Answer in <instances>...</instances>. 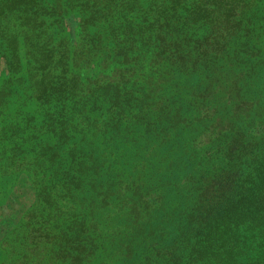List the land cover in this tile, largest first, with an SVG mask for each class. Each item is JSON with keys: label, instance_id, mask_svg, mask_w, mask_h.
Returning <instances> with one entry per match:
<instances>
[{"label": "rangeland", "instance_id": "rangeland-1", "mask_svg": "<svg viewBox=\"0 0 264 264\" xmlns=\"http://www.w3.org/2000/svg\"><path fill=\"white\" fill-rule=\"evenodd\" d=\"M58 1L46 0L40 8L30 0H0V264H55L47 252L50 246L66 245L82 226L83 218L63 203L42 202V188L37 185L41 174L29 163L39 140L48 136L44 129L51 120L78 127L84 125L83 119L96 120L81 135L95 136L99 142L107 138L122 151L125 128L128 139L137 140L148 134L158 111L182 113L187 123L175 138L171 135L168 146L152 142L150 153H142L129 168V162L123 165L118 155V159L111 156V144L100 142L101 167L89 172L121 173L112 163L117 161L125 173H147V178L161 183L171 201L177 199L176 186L183 187L190 176L198 179L221 165L218 152L224 140L217 141L213 109L234 126L251 125L253 136L264 147V0H220L210 5L213 16L204 25L195 24L194 17L187 20L183 2L169 22L176 32L197 41L183 69L165 53L157 58L162 60L154 59L146 43L126 58L125 50L117 49L103 57L92 49L96 43V39L91 42L92 32L97 29L83 33L77 22L83 15L71 9L75 6L50 12V6L58 8ZM175 4L141 0L139 7L124 6L112 16L113 26L139 32L158 14L168 15ZM240 19L246 24L241 33L235 28ZM184 23L188 29H179ZM105 37L102 44L117 46L115 38ZM126 45L123 42L119 48ZM232 82L240 87L243 102H248L243 109L251 110L250 123L232 115L226 101ZM204 88L216 92V100L200 96ZM140 145L144 149L143 141ZM111 213L106 207L98 209L97 221L106 231L112 230L104 221Z\"/></svg>", "mask_w": 264, "mask_h": 264}, {"label": "trees", "instance_id": "trees-1", "mask_svg": "<svg viewBox=\"0 0 264 264\" xmlns=\"http://www.w3.org/2000/svg\"><path fill=\"white\" fill-rule=\"evenodd\" d=\"M30 1L33 6L43 8L41 3L46 0ZM164 1L177 4L170 7L168 15L160 13L157 18L152 17V23L136 33L126 27L122 31L115 29L112 16L120 13L124 6L139 7L141 0H59L58 8L50 6L49 10L54 13L63 7L75 6L71 9L77 8L83 15L77 20L83 33L97 29L98 32H92L91 42L96 39L92 49L101 52L103 57L117 49L125 50L123 58H126L128 52L136 54L146 43L154 59L165 53L166 57H172L171 63L183 69L186 62L191 61L192 48L197 41L187 38L186 33L176 32L177 28L169 22L174 21L176 10L186 2L187 20L194 17L195 24L204 25L212 13L210 5L220 0ZM180 25L179 29L189 27L186 23ZM242 26L246 24L242 25L240 19L235 28L241 33ZM104 36L115 38L117 46L107 47L105 41L102 44ZM123 42L126 47L119 48ZM101 44L105 46L97 47ZM239 89L232 82L226 101L234 117L250 123L251 110L243 109L248 102H243ZM207 90L204 88L200 96L216 100L213 98L216 92ZM157 114L149 125L152 129L149 127L145 132L148 134L137 140L128 139L130 133L124 129L126 138L122 151L117 148L118 143L115 148V142L110 143L107 138L100 142L111 144V156L118 159V155L119 163L129 162L130 168L135 159H141L142 153L151 151L152 142L168 146L172 142L171 135L175 138L176 132L187 123L183 119L186 116L180 112L172 114L170 110H160ZM210 115L217 127V141L224 140L218 152L221 165L213 173H202L204 175L198 179L190 176L185 186H176L184 193L179 190L177 199H173L178 203L169 200L162 192L161 183L147 178V173H125V168L117 161L112 163L121 173L107 176L89 173L92 169L98 172L101 167L103 160L98 155L102 151L98 138L89 139L81 133L95 126L96 120L83 119L81 124L84 125L79 127L62 121L55 124L54 120L45 125L44 133L48 136L39 140L29 161L41 174L37 185L43 194L39 196L42 202L63 203L76 213L74 216L83 218L82 226L66 245L53 243L50 246L47 252L53 256L55 264H264V147L253 136L251 125L234 126L223 120L217 108ZM105 135L104 131L100 134L102 138ZM141 141L144 149H141ZM68 158L71 159L66 160ZM175 191H172L173 196ZM99 207L112 212L108 214L110 219L104 220L112 230L106 231L105 225L97 221L101 218V214L97 217Z\"/></svg>", "mask_w": 264, "mask_h": 264}]
</instances>
